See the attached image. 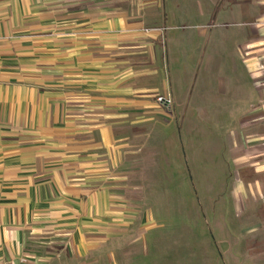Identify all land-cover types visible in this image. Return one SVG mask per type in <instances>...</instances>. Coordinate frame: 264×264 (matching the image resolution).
Masks as SVG:
<instances>
[{
	"label": "crops",
	"instance_id": "1",
	"mask_svg": "<svg viewBox=\"0 0 264 264\" xmlns=\"http://www.w3.org/2000/svg\"><path fill=\"white\" fill-rule=\"evenodd\" d=\"M197 64L208 87L198 102L210 105L177 107L175 127L152 92L173 84L178 104L189 102ZM201 118L216 128L201 156L212 178L224 168L233 205L204 212L222 214L218 226L200 222L198 207L142 210L153 187L132 183L147 180L137 162L153 166L138 153L172 141L181 186L170 193L183 199L179 137L194 148ZM247 198L263 205L260 229L264 0H0V264H257L253 247L264 244L246 238Z\"/></svg>",
	"mask_w": 264,
	"mask_h": 264
},
{
	"label": "rangeland",
	"instance_id": "2",
	"mask_svg": "<svg viewBox=\"0 0 264 264\" xmlns=\"http://www.w3.org/2000/svg\"><path fill=\"white\" fill-rule=\"evenodd\" d=\"M198 64L196 66L195 71L193 72L194 76L191 78L190 83H194L195 82V86L193 87V85L191 87H189L187 89L186 92V98L188 99L189 102L186 103H181L178 104L177 102V95H182V91L181 89H179L177 86L175 85H170L169 89L172 91L173 96H172V103L167 107L169 110H171L170 112H173V116H172V121L174 122V126L178 127V126H182L184 123L181 120V118L179 117L180 115H178V113H176L177 107H184V109H187L188 107H192V106H207L210 105V103H200L198 102L200 99V94L202 93H207L208 91V87L205 85L204 87L200 88V74L198 75L199 77L195 78V75H197V70H198ZM174 79V78H172ZM206 80V79H205ZM173 83L175 84V81H173ZM207 83V82H206ZM151 85V82L150 84ZM170 90H166V92H170ZM152 94L155 95L154 100L155 103L158 105H161L159 103L156 102V96L160 95L159 94V90H154L152 92ZM197 94H199L197 96ZM162 106V105H161ZM164 106V105H163ZM178 112V111H177ZM198 122L197 127H196V132L199 134L197 136H195L194 138V148H191L190 144L192 143L190 141L189 138H187L186 136L183 135V133H180V142L183 143V151L184 153H189V156L187 157V162L189 165H187L188 170H189V181L186 183V194L185 197L182 199L181 197L176 199V197L170 193L171 192V186H181V183H177V181L175 180H171V177L173 175L172 169L170 168L171 166L169 165V161H171L173 158H176V156L178 155V150L175 149L172 145V141L171 140H175V135L172 134L169 136V148L167 149V147H163V150H150L149 148L142 150L141 152L138 153V155L142 154V155H148L152 161H153V166L148 167L146 165V163L149 165L150 163V159L148 161H142V162H137L139 164L138 166V170H140L141 172L143 171V174L145 176V179L147 178V180L145 181H141L139 179V177H135V181H133L132 183L138 186H142L143 188H147V189H151L153 187V195L155 198L153 199H147L145 200V203L142 205V210L145 209V207L147 206L146 203H155L157 202H164L167 201L168 204H170V206H177V207H184L185 211H190V208H200L201 212H202V216L200 215L199 217V221L200 222H206V223H210V222H214L215 218H224V216L222 214L220 215H210L207 214L205 215L204 212H215L216 210H223L225 207L227 208H232V202L230 199L225 198L224 199V195H225V184L223 182V177L222 174H220L221 170L223 172L224 168H213V178L210 175V171L211 168L209 166H206V159L201 156L202 154L204 155V151L203 149H205V146L208 147L213 139V133L216 132V128H215V120L210 119V118H201L199 120H197ZM188 126L190 128H192V123H186V125L184 126ZM187 126V127H188ZM138 132V130H137ZM195 132V133H196ZM204 133V135H203ZM199 139V140H197ZM190 142V144H189ZM190 149L192 150V152L190 151ZM188 150V152H187ZM160 154H162V157L164 158V160L166 161V163L168 165H166V168H160L159 166L157 167L156 165V161H154L155 159H157ZM212 155V153H211ZM146 165V166H145ZM162 170V172H161ZM161 173H165L166 177H168V182H158L157 180H159ZM216 173V174H215ZM168 192V194L170 195L168 198V200H166V198L164 199H160L159 195L161 192ZM182 191V190H181ZM194 192V197L192 198V193ZM188 193L190 194V196L188 195ZM132 194V193H131ZM136 196L138 198H141V196H143V193L141 192H136L135 193ZM245 205H246V213L245 215L242 216V219L244 221L243 223V228L248 229V233H246V238L250 241V243H254L256 244V242L258 240L263 241L264 244V226L260 229H256L258 224H262V219L263 216H259L258 212L260 211V209L262 208V204L258 203V201L252 199V198H247L245 201ZM196 216L195 215H189L186 218L194 223V218ZM241 217V216H240ZM171 219H176L175 216H172ZM139 221V220H138ZM261 221V222H260ZM215 225L218 226V222H214ZM237 233L239 234L240 232L237 231ZM236 234V233H235ZM254 252L256 253V255H259V259L257 264H264V245H256L253 247Z\"/></svg>",
	"mask_w": 264,
	"mask_h": 264
},
{
	"label": "built area",
	"instance_id": "3",
	"mask_svg": "<svg viewBox=\"0 0 264 264\" xmlns=\"http://www.w3.org/2000/svg\"><path fill=\"white\" fill-rule=\"evenodd\" d=\"M156 102L161 105L168 106L172 103V94L168 91L164 94L157 95Z\"/></svg>",
	"mask_w": 264,
	"mask_h": 264
}]
</instances>
